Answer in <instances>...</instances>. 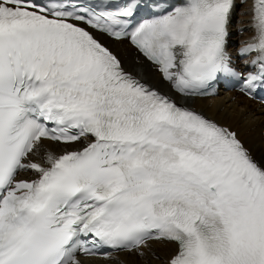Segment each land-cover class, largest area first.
<instances>
[{
  "label": "snow or ice",
  "instance_id": "1",
  "mask_svg": "<svg viewBox=\"0 0 264 264\" xmlns=\"http://www.w3.org/2000/svg\"><path fill=\"white\" fill-rule=\"evenodd\" d=\"M240 4L233 57L237 0H0V264H264V149L189 103L264 101V0Z\"/></svg>",
  "mask_w": 264,
  "mask_h": 264
},
{
  "label": "bare ground",
  "instance_id": "2",
  "mask_svg": "<svg viewBox=\"0 0 264 264\" xmlns=\"http://www.w3.org/2000/svg\"><path fill=\"white\" fill-rule=\"evenodd\" d=\"M235 9L234 18L230 26V32L233 33L230 37L229 51L234 53L235 49L240 47L241 42L248 38L247 31L240 32L241 29L247 28L245 10L247 5L240 4ZM240 33V34H238ZM110 46L122 59L128 67H133V57L137 54L131 46L124 42L108 41ZM138 74L148 78H152V73L142 70L140 68L134 69ZM191 105L198 110L204 111L207 115L221 119L224 122L232 124L241 132L242 138L249 144L253 145L257 150L264 149V106L252 102L244 96L235 92L219 94L215 97L196 98L190 101ZM173 245L154 244L153 248L161 255H167L172 249ZM113 261H105L102 258H82L84 264H141L136 257L126 255L123 253L114 254Z\"/></svg>",
  "mask_w": 264,
  "mask_h": 264
},
{
  "label": "rangeland",
  "instance_id": "3",
  "mask_svg": "<svg viewBox=\"0 0 264 264\" xmlns=\"http://www.w3.org/2000/svg\"><path fill=\"white\" fill-rule=\"evenodd\" d=\"M238 34H240V33H238Z\"/></svg>",
  "mask_w": 264,
  "mask_h": 264
}]
</instances>
